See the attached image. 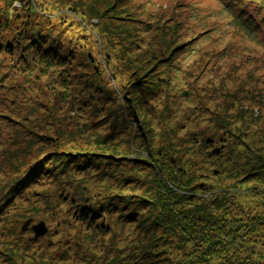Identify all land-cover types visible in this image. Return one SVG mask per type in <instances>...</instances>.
Masks as SVG:
<instances>
[{"label": "rangeland", "instance_id": "1", "mask_svg": "<svg viewBox=\"0 0 264 264\" xmlns=\"http://www.w3.org/2000/svg\"><path fill=\"white\" fill-rule=\"evenodd\" d=\"M45 3L56 16L71 10L92 11L114 32L104 38L92 30L105 40L77 52L85 64L81 79L90 81L85 90L88 100L82 110L60 109L48 100L41 101L43 108L39 109L30 100H23L18 94L30 80L22 73L13 76L9 72L10 87L0 90V182L13 178L22 166L43 157V153L59 151V145L76 153L68 160L71 170L64 176L51 177L46 185L31 186L9 206L7 203L13 197L8 198V190L0 192V264H153L151 259L145 261L143 248L152 247L153 251H147L155 257L169 255L164 242L154 241L151 233L158 232L155 216L159 211L153 208L158 199L154 197L161 183L171 187V172L174 177L179 173L178 178H183L187 186L181 191L175 187L173 193L204 199L209 193L192 189L194 186L206 189L207 184L229 185L236 180L225 177L226 173H215L222 164L211 155L208 141L217 147H228L232 158L240 157L243 167L244 161L256 163L264 152V40L250 39L254 33L248 34V29L240 26L248 23L242 21L243 17L259 4L255 0H241L244 9L239 11L235 0ZM17 4L15 1L14 5ZM36 7L37 11L41 8ZM179 22L184 27H179ZM257 34L264 36L262 31L257 30ZM173 55H181L176 70L179 79L170 84L166 99L160 90L149 92L145 79L149 78L152 84L153 76L156 77L152 65L165 57L172 60ZM90 56L98 63H106V58H110L113 71H120L115 74L116 81L109 76L106 66L104 73L102 66L97 71L94 64L89 67L85 58ZM161 63L156 67L160 71L165 68ZM15 66L11 65L10 71H15ZM94 78L101 82L93 84ZM107 84L109 88L102 86ZM133 107L139 116H133ZM194 107L197 111L192 113ZM131 113L137 124L143 116L149 121L153 127L151 135L135 128ZM150 136L155 141L152 151L167 149L169 156L180 160V172L173 171V167L170 174L165 172L158 181L155 173L161 174L155 168L151 172L150 151L143 146ZM43 144V150L37 151ZM75 159H88V164L74 165L71 162ZM247 173L246 166L241 169V179ZM66 177H72L68 180H75L77 185L69 184V188ZM98 191L102 196L133 198L143 194L153 202L126 216L122 209L119 218L115 212L110 230H99L72 218L69 205L62 199V195L89 198ZM25 221L30 222L22 231ZM40 222L46 233L35 237L32 227ZM6 254H14V260Z\"/></svg>", "mask_w": 264, "mask_h": 264}, {"label": "trees", "instance_id": "2", "mask_svg": "<svg viewBox=\"0 0 264 264\" xmlns=\"http://www.w3.org/2000/svg\"><path fill=\"white\" fill-rule=\"evenodd\" d=\"M0 1L3 3V7L0 8V70L1 68L4 70L0 71V90L1 88L7 90L10 87L7 85V81L10 79L9 72H12L13 76L22 73L30 80L20 93L17 92L23 100H30L39 109L43 108L41 101L48 100L60 109L66 107L72 111L82 110V106L88 100L89 93H85V90L89 89L88 82L90 81L81 79L84 74L82 68L85 64L81 62L77 52L79 49L85 50L87 47L94 48L96 43L102 44L104 38L114 32V28L100 21L101 17L92 11L91 13H80L78 10H71L69 14L64 13L56 16L50 6H44L45 0ZM15 1H18L17 5H14ZM255 1L259 5L253 7L243 17L242 21L247 20L248 23H240V26L244 29L246 27L248 34L254 33L250 39L260 41V39L264 40V36L258 37L257 30L264 32V12L260 14L264 10V0ZM235 3H237L239 11L244 9L241 0H235ZM36 6L41 7L38 9L39 11L36 10ZM259 8L263 10H259ZM70 14L76 16L72 17ZM87 16L90 19L94 18L90 21L86 18ZM92 20H96V22ZM179 24V27H184L182 22ZM186 29L191 30L187 27ZM92 30L97 31L104 38H100L98 34V37L95 36L91 33ZM190 40L186 43H189ZM180 56L173 55L172 60L168 57L159 59L158 62H163L161 64L165 66L161 71L156 68L158 62L152 65L156 71V77L153 76L152 84H150L149 78L145 79L147 80L145 88H148L149 92L160 90L163 96L169 99L167 97L171 90L170 86L179 79L176 76V70ZM85 59L89 67L94 64L96 71L102 66L104 73L103 66H106L109 76L114 81H116L117 73L120 74V71L116 72V69L113 71V68L110 67V63H112L110 58H106V63L99 62L101 65L98 61L95 62L92 56ZM140 64L142 63L140 62ZM11 65H16L15 71H10ZM92 80L93 84L101 82L98 78ZM102 86L109 88V84ZM131 94H135V91ZM17 99H19L18 96ZM133 108L136 112L133 113V116L135 117L136 114L139 116L137 108ZM196 111L197 108L194 107L192 113ZM133 116L131 113L130 117L135 122V128L151 135L153 127L149 121L143 116V119L137 124ZM152 142L155 141L150 136L143 146H146L150 151L151 162L154 165L152 167L151 164V172L152 170L155 172L153 169L155 168L161 174L158 176L155 173L158 181L162 179L165 172L168 171L170 174L173 167V171L180 172V160H174L168 155V150L164 148L152 151ZM44 146L43 144L38 147L37 151ZM207 146L211 148V155L217 158L216 162L222 164V167L216 169L215 173L217 175L226 173L225 177L236 179L235 182L229 185L221 184V182L207 184L206 189L194 186L192 189L209 193L208 197L204 199H200L199 195L179 196L173 193L172 189L177 187L181 191L187 186L183 178H178L179 173L174 177L171 172L172 180L169 183L171 187L161 183L158 194L154 197L158 199V202L155 200L156 207H153L156 212L159 211L155 216L158 221L155 225L158 235L151 233L154 241L164 242L169 249L167 250L169 255L155 257L154 253L151 252L149 255L148 252L153 251L152 247L143 248L142 255L144 259L147 258L146 262L151 259L153 264H264V191L260 192L264 187L258 185H264V152H261V155L257 157L256 163L250 164L244 161V166L248 167V173L243 176L244 179H241V169L245 167L241 166L240 157L232 158L231 150L228 147L225 148L223 145L217 147L212 141H208ZM59 147V151L53 149L49 153H43L45 154L43 157L22 166L13 178L7 177L0 182L1 194L8 190L6 192L8 198L13 197L7 203L8 206L15 198L19 199L23 196L31 186H40L43 183L46 185L45 182H49V178L59 179L58 176H64L67 170H71V167H67V162L76 153H70L69 151L73 152L71 149L61 148L62 145ZM87 160L75 159L71 163L74 165L88 164ZM70 178L72 177L65 178L69 188V184L77 185L74 184L75 180H68ZM9 180L11 181L7 183ZM160 190H164V193H161ZM8 198H6V202ZM62 199L69 205L72 218L83 225L99 230H110L112 216L115 212L119 214V218L122 216V209L126 212L123 216H126L145 208L149 202H153L143 194L133 196V198L131 196L123 197V195L102 196L100 191L93 193L89 198L62 195ZM196 200H200V202H196ZM193 201L194 203H191ZM11 255L7 256L14 260L15 255Z\"/></svg>", "mask_w": 264, "mask_h": 264}, {"label": "water", "instance_id": "3", "mask_svg": "<svg viewBox=\"0 0 264 264\" xmlns=\"http://www.w3.org/2000/svg\"><path fill=\"white\" fill-rule=\"evenodd\" d=\"M30 221H25L23 223L22 231L25 230ZM35 237L43 236L46 233V229L42 222L32 227Z\"/></svg>", "mask_w": 264, "mask_h": 264}]
</instances>
